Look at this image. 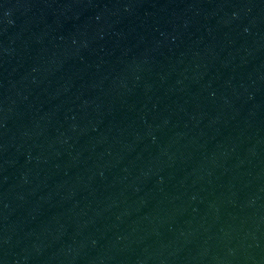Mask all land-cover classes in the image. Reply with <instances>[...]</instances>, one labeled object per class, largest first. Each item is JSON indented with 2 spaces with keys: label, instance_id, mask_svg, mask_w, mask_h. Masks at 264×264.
<instances>
[{
  "label": "water",
  "instance_id": "water-1",
  "mask_svg": "<svg viewBox=\"0 0 264 264\" xmlns=\"http://www.w3.org/2000/svg\"><path fill=\"white\" fill-rule=\"evenodd\" d=\"M0 264H264V0H0Z\"/></svg>",
  "mask_w": 264,
  "mask_h": 264
}]
</instances>
